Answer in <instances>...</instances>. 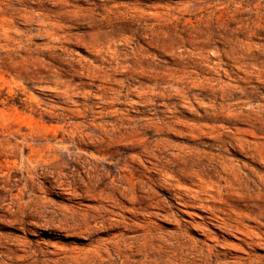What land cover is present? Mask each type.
Here are the masks:
<instances>
[{"label": "rangeland", "instance_id": "374dc122", "mask_svg": "<svg viewBox=\"0 0 264 264\" xmlns=\"http://www.w3.org/2000/svg\"><path fill=\"white\" fill-rule=\"evenodd\" d=\"M0 264H264V0H0Z\"/></svg>", "mask_w": 264, "mask_h": 264}]
</instances>
